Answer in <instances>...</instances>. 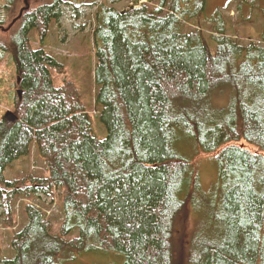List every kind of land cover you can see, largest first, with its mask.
Listing matches in <instances>:
<instances>
[{
    "label": "trees",
    "instance_id": "1",
    "mask_svg": "<svg viewBox=\"0 0 264 264\" xmlns=\"http://www.w3.org/2000/svg\"><path fill=\"white\" fill-rule=\"evenodd\" d=\"M67 4H39L0 42L23 92L17 121L0 125V200H53L57 192L62 211L54 234L43 214L49 208L26 201V224L11 238L10 257L0 249V264H64L94 250L123 254L124 264H264V46L234 41L222 8L210 11L208 0H160L151 12L145 4L126 11L99 4L95 102L107 130L99 139L74 85L53 83L51 69L64 67L53 51L69 54L46 40ZM202 18L215 23L213 35L185 30ZM182 141L195 153L217 152L218 198L206 207L196 199L195 158L175 148ZM33 146L46 175L8 180L7 167Z\"/></svg>",
    "mask_w": 264,
    "mask_h": 264
},
{
    "label": "rangeland",
    "instance_id": "2",
    "mask_svg": "<svg viewBox=\"0 0 264 264\" xmlns=\"http://www.w3.org/2000/svg\"><path fill=\"white\" fill-rule=\"evenodd\" d=\"M52 0H0V42L8 41L12 34L18 29L22 22L24 13L32 10L42 3ZM253 1V2H252ZM252 2V3H251ZM99 4L114 7L117 10L126 11L130 7L146 5L149 12L158 8L160 0H68L65 5V16L61 26L52 23L49 37L46 44L58 48L63 54L69 57L60 56L56 52L54 56L64 64L62 71L57 73L51 69L54 86L59 87L64 82H71L78 92L80 103L87 112L88 119L95 137L103 139L107 135L105 125L100 119L101 106L95 102L97 85L94 80L95 59L93 56V13ZM251 4L254 7L250 9ZM78 6L80 15L74 16L71 7ZM220 7L221 20L225 22V31L234 41L247 45L249 42L264 46L260 35L264 28V15L261 11L264 8V0H208L210 11H216ZM226 8V9H223ZM185 30H201L207 36L215 32V23L202 18L199 22L186 25ZM29 39L32 46L37 47V39L34 31H30ZM46 49L50 51L47 47ZM10 53L0 54V125L3 130L8 129L17 121V115L13 111L17 102L22 101L23 92L18 87L15 64L10 62ZM20 93V94H19ZM220 99V98H219ZM222 99V98H221ZM222 101V100H221ZM241 145L255 149L245 141ZM176 150L183 153L184 157H194L195 166L202 182L201 193L196 196L203 202L204 207L213 203L218 197L219 188L218 170L215 153L197 151L196 146L186 141L178 142ZM46 175L44 162L39 157L33 146L29 155L24 156L5 171V176L11 182L21 184L26 181L25 177L41 178ZM29 179V178H28ZM55 199L37 197L33 194L24 196L21 194L11 198L7 203L0 200V249L2 256L10 257L12 249L10 241L12 236L19 232L26 224L24 208L27 203H39L40 207H48L43 214L49 218L52 233H57V228L62 220V211L59 195L56 192ZM25 197V198H23ZM38 205V204H37ZM38 209V207H36ZM199 206L196 207L198 209ZM197 216L193 210L188 223L189 229H194ZM69 239V238H66ZM73 260L64 261V264H124L125 256L112 251H85L75 253Z\"/></svg>",
    "mask_w": 264,
    "mask_h": 264
},
{
    "label": "water",
    "instance_id": "3",
    "mask_svg": "<svg viewBox=\"0 0 264 264\" xmlns=\"http://www.w3.org/2000/svg\"><path fill=\"white\" fill-rule=\"evenodd\" d=\"M20 94V93H19Z\"/></svg>",
    "mask_w": 264,
    "mask_h": 264
}]
</instances>
